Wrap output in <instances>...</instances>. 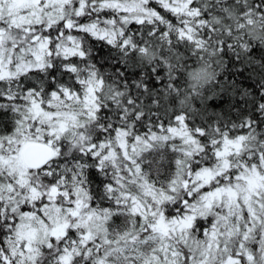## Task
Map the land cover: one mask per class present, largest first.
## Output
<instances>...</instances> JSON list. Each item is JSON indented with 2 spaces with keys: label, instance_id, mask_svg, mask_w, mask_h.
<instances>
[{
  "label": "snow or ice",
  "instance_id": "obj_1",
  "mask_svg": "<svg viewBox=\"0 0 264 264\" xmlns=\"http://www.w3.org/2000/svg\"><path fill=\"white\" fill-rule=\"evenodd\" d=\"M0 264H264V0H0Z\"/></svg>",
  "mask_w": 264,
  "mask_h": 264
},
{
  "label": "trees",
  "instance_id": "obj_2",
  "mask_svg": "<svg viewBox=\"0 0 264 264\" xmlns=\"http://www.w3.org/2000/svg\"><path fill=\"white\" fill-rule=\"evenodd\" d=\"M189 69L195 68L197 66L195 57L188 61Z\"/></svg>",
  "mask_w": 264,
  "mask_h": 264
}]
</instances>
